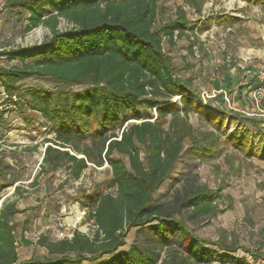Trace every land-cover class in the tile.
I'll list each match as a JSON object with an SVG mask.
<instances>
[{"label":"trees","instance_id":"obj_1","mask_svg":"<svg viewBox=\"0 0 264 264\" xmlns=\"http://www.w3.org/2000/svg\"><path fill=\"white\" fill-rule=\"evenodd\" d=\"M205 1L183 4L201 17ZM5 8L19 14L23 34L39 26L49 30L38 44L0 50L5 62L0 64V118L7 103L38 113L53 133L44 139L30 185L60 169L78 180L89 165L107 164L111 176L105 188L112 191L96 187L79 202L94 228L91 234L73 229L70 236L40 234L32 241L25 236L27 228L18 231L14 220L24 211L17 203L27 190L14 185L5 196L14 180L6 181L10 165L0 153V264H245L226 252L233 251L232 246L217 241L216 249L209 248L183 220L174 218L182 209L214 216L219 211L218 190L197 185L176 196L169 207L154 199L183 151L205 162L222 156L224 146H233L247 157L264 160V96L263 110L248 117L216 106L213 102L223 98L222 93L203 103L192 78L178 73L164 48H172L188 31L192 52L197 34L212 22L226 26L243 18L221 13L193 21L178 6L173 18L157 23L163 13L158 0L0 1V14ZM61 20L68 28L59 29ZM31 78L67 88L25 87L24 81ZM141 108L150 117H143ZM190 114L203 127L194 126ZM251 138H257L255 145ZM131 228L141 241L127 245ZM31 245L44 253L20 259L18 248Z\"/></svg>","mask_w":264,"mask_h":264},{"label":"rangeland","instance_id":"obj_2","mask_svg":"<svg viewBox=\"0 0 264 264\" xmlns=\"http://www.w3.org/2000/svg\"><path fill=\"white\" fill-rule=\"evenodd\" d=\"M158 5L163 7V13L157 23L173 18L178 6H182L193 21L221 13L243 18L240 23L226 26L212 22L208 29L197 34L192 52L188 50L192 37L188 31L186 36L175 41L172 48L168 49L167 45L164 48L171 54L178 73L192 78L203 103L222 93L223 98L211 101L216 106L225 107L227 112L240 110L248 117L263 110L260 99L264 96V78L260 69L264 66V4H247L244 0H206L201 17L185 6L183 0H158ZM65 28L68 25L61 20L59 29ZM48 35L49 30L42 26L23 34L19 14L9 8L0 14V50L38 44ZM0 64H5L3 59ZM239 83L243 84L242 95L238 91ZM24 86L46 90L67 88L59 82L40 78L28 79ZM2 100L0 93V102ZM2 108L7 109L0 118V153L10 165V176L7 175L6 181L14 180L13 185L5 188V196L12 193L14 185L27 190L25 197L19 198L17 203L24 211L14 216L18 231L25 226V236L32 241L40 234L59 238V232L70 233L73 229L91 234L94 228L79 202L94 188L106 187L111 176L107 164L102 167L89 165L78 180L68 177L63 169L45 173L37 178V185L31 186L46 145L44 139L53 133L34 111H21L7 103ZM141 110L143 117H150L148 110ZM189 120L194 126L203 127L194 114L189 115ZM232 129L233 126L230 131ZM251 142L255 145L257 138H251ZM223 151L219 158L205 162L183 151L169 177L155 192L154 199L169 207L176 196L197 185L218 190L220 195L216 203L219 211L214 216H198L189 209H182L179 214H174V218L183 220L195 236L206 240L207 247L216 249V242L223 241L233 247V251L226 252L245 264H264V160L247 157L233 146H224ZM114 157L126 161L118 154ZM168 236L171 237L172 233ZM140 241L135 228H131L126 237L127 245ZM43 253V249L36 245L18 248L20 259Z\"/></svg>","mask_w":264,"mask_h":264},{"label":"built area","instance_id":"obj_3","mask_svg":"<svg viewBox=\"0 0 264 264\" xmlns=\"http://www.w3.org/2000/svg\"><path fill=\"white\" fill-rule=\"evenodd\" d=\"M260 73L263 75L262 78H264V68L260 69ZM64 236H70V233H67V232L63 233L62 231L59 232V238L64 237Z\"/></svg>","mask_w":264,"mask_h":264}]
</instances>
